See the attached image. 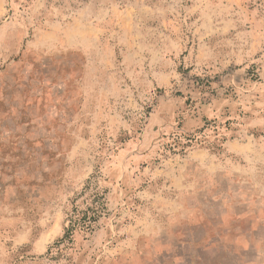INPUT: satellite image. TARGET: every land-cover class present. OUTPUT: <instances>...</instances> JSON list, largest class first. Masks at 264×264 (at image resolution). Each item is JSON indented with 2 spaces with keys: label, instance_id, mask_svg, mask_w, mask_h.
<instances>
[{
  "label": "rangeland",
  "instance_id": "rangeland-1",
  "mask_svg": "<svg viewBox=\"0 0 264 264\" xmlns=\"http://www.w3.org/2000/svg\"><path fill=\"white\" fill-rule=\"evenodd\" d=\"M0 264H264V0H0Z\"/></svg>",
  "mask_w": 264,
  "mask_h": 264
},
{
  "label": "trees",
  "instance_id": "trees-1",
  "mask_svg": "<svg viewBox=\"0 0 264 264\" xmlns=\"http://www.w3.org/2000/svg\"><path fill=\"white\" fill-rule=\"evenodd\" d=\"M92 219H88L87 222L84 220L81 225L78 222V220L70 221L68 228L65 230L64 236H63V241L66 243H71L72 242V235L73 232L76 231L77 229L79 230H88L90 228V222Z\"/></svg>",
  "mask_w": 264,
  "mask_h": 264
}]
</instances>
